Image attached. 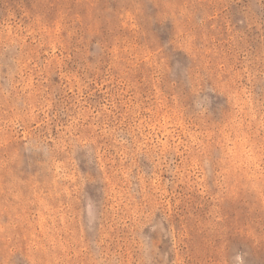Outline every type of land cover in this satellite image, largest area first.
Wrapping results in <instances>:
<instances>
[{"label":"rangeland","instance_id":"1","mask_svg":"<svg viewBox=\"0 0 264 264\" xmlns=\"http://www.w3.org/2000/svg\"><path fill=\"white\" fill-rule=\"evenodd\" d=\"M0 264H264V0H0Z\"/></svg>","mask_w":264,"mask_h":264}]
</instances>
